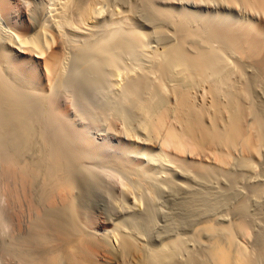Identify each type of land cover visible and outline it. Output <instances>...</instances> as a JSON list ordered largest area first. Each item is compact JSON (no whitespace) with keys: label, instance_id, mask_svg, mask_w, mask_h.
<instances>
[{"label":"bare ground","instance_id":"bare-ground-1","mask_svg":"<svg viewBox=\"0 0 264 264\" xmlns=\"http://www.w3.org/2000/svg\"><path fill=\"white\" fill-rule=\"evenodd\" d=\"M262 95L264 0H0V264H264Z\"/></svg>","mask_w":264,"mask_h":264},{"label":"rangeland","instance_id":"rangeland-1","mask_svg":"<svg viewBox=\"0 0 264 264\" xmlns=\"http://www.w3.org/2000/svg\"><path fill=\"white\" fill-rule=\"evenodd\" d=\"M140 16H141V15H140ZM140 16H139V17H140ZM141 17H142V16H141ZM141 17H140V18H141ZM142 18H143V17H142ZM141 20H142V19H141ZM143 20H144V18H143ZM148 37H149V36H148ZM148 37L146 38V39H147V42L149 41V40H148ZM154 37H156V36H154ZM154 37H153V38H154ZM149 38H150V37H149ZM151 38H152V37H151ZM151 38H150V39H151ZM159 38H161V37L159 36ZM154 39H155V41H153V40L151 41V40H150V41L147 43V45L144 46L145 48H142V47H141V48L138 49V50H139V51H138V52H139V57H138V58H136V59H134V58H130V59H127V60L125 59V60H126L125 62H126V64H127V66H128V63H129V66H130V67L128 66L129 69L131 68V65H132V64H133V67L136 66V65H139V62H140L141 58H142V60H141L140 64L143 62L145 65H146V63H147V61H148V59H146V58H150V60L148 61L149 64L147 63V65H150V63H151V62H150V61H151V57H149V56H151L150 54L153 53L152 50H156V49H158L159 47H161V46H162L161 44H163V41H164L162 38H161V39H162V42L160 41L161 39H158L157 37L154 38ZM157 40H159V41H157ZM149 43H150V44H149ZM159 44H160V45H159ZM148 45H150V46L148 47ZM156 45H157V46H156ZM146 47H147V49H146ZM144 50H145V52H144ZM138 52H137V53H138ZM146 53H147V54H146ZM140 54H141V55H140ZM141 56H142V57H141ZM146 56H147V57H146ZM139 58H140V59H139ZM132 59H133L135 62H134ZM144 59H145L146 61H144ZM136 60H137V61H136ZM129 61H130V62H129ZM132 61H133V62H132ZM145 62H146V63H145ZM135 63H136V64H135ZM143 63L141 64V66L144 65ZM127 66L125 65L126 68H127ZM134 68H135V67H134ZM137 69H139V68H137V66H136L135 71H137ZM124 70L126 71L127 69H124ZM124 70H122V71H123V73L125 74V71H124ZM131 70H134V69L131 68ZM135 71H134V72H135ZM109 76H110V78H109ZM111 76H112V75H108V77L106 76L108 80L106 79V77H105V79H104V82H105V83L103 82V84H104L103 86H106V87H103V86H102V87H103V89H104V88H106V89H104V90L102 89L101 94H100V95H102V96H101V97H102L101 99L103 100L104 103H105V100H106V101H110V102H111L110 104H112V108H113V107H116L117 105H120V107L122 108L124 104L121 105V104L123 103V102H122L123 100H119V98L122 99V98L119 96V94H118V93H119V85L117 84L116 81H114V80H115V79H114V75H113L112 77H111ZM119 78H120V79H118V80L120 81L121 78H122V76H120ZM106 80H107V81H106ZM110 81H111L112 83H111ZM106 84H107V85H106ZM116 86H117V87H116ZM110 94H111V95H110ZM108 95H109V96H108ZM117 96H119V97L117 98ZM106 97H107V98H106ZM262 97H263V95H262ZM104 99H105V100H104ZM108 99H109V100H108ZM113 99H114V100H113ZM263 99H264V97H263ZM263 99L261 98V100H263ZM61 100H62L63 102H69V101H70V99H69L68 96H66V95L62 96V97H61ZM111 100H112L113 102L115 101V102H117V103L114 102V104H115V105H114V104L112 103ZM100 101H101V100H100ZM119 101H120V103H119ZM101 102H102V101H101ZM103 102H102V103H103ZM70 103H71V102H70ZM106 104L108 105L109 102L106 103ZM125 104H126V103H125ZM108 106L111 107V105H108ZM117 107H118V110H119V106H117ZM121 108H120V109H121ZM122 109H123V108H122ZM124 109L128 110V107L126 106V108L124 107ZM73 111H74V110H72V112H71V118H73L74 122H76L75 124L79 123V122H77V121H80V123H79L80 127H81V126H83V127H84V126H87L88 123H85L86 121L83 120L84 118H81V120H80V117H77L78 119H77V118L74 119L75 116H73V115L75 114V112H73ZM72 114H73V115H72ZM75 115H76V114H75ZM80 116H81V115H80ZM107 117H108V115H107ZM107 117L105 116L106 119H104V117H103V119L101 118L102 120H100L99 123H101L102 121L104 122V120H106V123H107L108 120L113 119V116H112V115L109 116L110 118H109L108 120H107ZM82 120H83V121H82ZM85 120H86V119H85ZM118 120H119V121H118ZM118 120H116V118H115V120H114V121H116V122L118 121L117 123H119V122L121 123V124L119 123V125H117V127H116V124H117V123L114 122V121L112 120L113 123H115V124H114V125H115V126H114V127H115V131H117V132H119V131L121 132V131H122V133H124V132L128 129V127H127V125L125 124V122L122 121L123 119L119 118ZM81 122H82V123H81ZM83 123H85V125H84ZM106 123L104 122L103 124H101V126H100V125H97V126H98V129H99V126L102 127V128L105 126V127H104L105 129L102 130V131H103V132H108V130L110 129V127H108V125L110 126V124H112V123H111V121H110V124L107 123L108 125H104V124H106ZM123 123H124V124H123ZM81 124H83V125H81ZM79 125L77 124L78 127H79ZM120 125H121L122 128H121V127H118V126H120ZM97 126H93L95 129H92V128H93L92 126H91V127L88 126V128H91L94 132H100V131H101L100 129H102V128H100L99 131H98V129H96ZM106 127H107L108 129H106ZM125 127H127V129H126ZM117 128H118V129H117ZM119 129H120V130H119ZM110 130H111V129H110ZM123 130H124V131H123ZM262 152H264V149H263ZM263 154H264V153H262V155H263ZM260 157H261V158H260ZM260 157H259V159H258V160L261 159L260 162L257 163L258 160H257V162H256L258 165L255 163V165H257V166H255V168H256V170H257L258 173H257V172L255 173V172L252 171V172H249V173H246V174H245V175L249 174V175L251 176V174L254 173V175H255V174L258 175V178H255L256 176H254V177H253V180H252L253 182H252V181L250 180L251 177H249V175H248L249 178H247V176H246V177H243V174H242V176H240V178H239V182H240V184L238 183L239 186L241 185V187H239V188H241V189H238V190H242V191H241L240 193L237 191L238 186L236 187L235 190H236V192H238V194H239V196H240V199H241V197H242L243 200L245 199V201H246L247 203H249L248 205L250 206V207H249L250 209H252V210H256V209L259 210V208H261V209H263V210H262V212H263V211H264V195H263V194H264V191H263V190H264V155H263V156L260 155ZM104 166H106V167H105V168H107L106 170L103 169ZM109 166H110V165H107V164H106V165H103V166H102L103 168L99 167L100 169H99V170H96V171H100V170H101L100 174H99V173H98V174L101 175L102 177H107L106 175H108V178H107V179H109L111 176H112L113 180H114V179H117L116 177H119V178H118L119 180H122L121 178H128L129 174L126 175L127 172H126V173H123L124 171L122 170V172H121L119 169H116V171H113V170H115V168H112V167H109ZM111 168H112V169H111ZM255 168H254V170H255ZM257 168H258V169H257ZM96 169H97V168H96ZM102 169H103V170H102ZM109 169H110V170H109ZM107 170H108V172L105 173ZM118 170H119V171H118ZM256 170H255V171H256ZM259 170H260V171H259ZM102 172H103L104 174H103ZM109 172H110V173H109ZM111 172H112V174H111ZM113 173H114L115 175H114ZM250 173H251V174H250ZM109 174H110L111 176H110ZM158 174H159V173H158ZM113 175H114V176H113ZM121 175H122V176H121ZM123 175H124V176H123ZM161 175H163V174H162V173L159 174V175L156 174V176H159V177H162ZM245 175H244V176H245ZM109 176H110V177H109ZM126 176H127V177H126ZM163 176H164V175H163ZM261 176H262V177H261ZM130 177H131V179H132V176H129V179H124V181H126V180H127V181L130 180ZM240 179H241V180H240ZM255 179H256L257 181H256ZM110 180H111V178H110ZM249 180H250V181H249ZM114 181H115V180H114ZM117 181H118V180H117ZM131 181H132V180H131ZM258 181H259V182H258ZM218 183H220V181H219ZM254 183H256V184L259 183L258 185L261 184V186H260L261 188L259 187V190H261V189L263 188V189H262L263 193L260 192L259 190L253 188L254 186H256V184H254ZM215 184H216V187H217L218 184H217V183H215ZM221 184L223 185L224 183L222 182ZM253 184H254V185H253ZM250 185H251L252 187H250ZM258 185H257V187H258ZM220 186H221V185H220ZM220 186L218 187V189H220ZM184 187H186V186H184ZM184 187H183V188H184ZM216 187H215V188H216ZM247 187H248V189H247ZM183 188L181 189V190H183L182 192H183V193L185 192V194L187 195L186 192H188V191H187V190L185 191V189H183ZM249 188H250V189H249ZM252 188H253V189H252ZM186 189H188V187H187ZM221 189H222V188H221ZM235 190H234V192H235ZM250 190H255V192L258 191V193L256 194L254 191H253V192H254V193H253V192L250 191ZM182 192L179 191V194H181ZM242 192H243V193H242ZM244 192H245V193H244ZM118 193H120V192H118ZM166 193H167V195H168L169 198H173V196L170 197V193H169L168 191L165 192V195H166ZM259 193H260L261 195H260ZM115 194H116V192H115ZM163 194H164V193H163ZM185 194H183V195H185ZM235 194H236V193H235ZM238 194H237V196H238ZM255 194H256V195H255ZM258 194H259V195H258ZM112 195H113V194H111V197H112ZM167 195L165 196L166 198H167ZM116 196H117V197H116ZM143 196H145V200H146L147 195L142 194V197H143ZM159 196L162 197V194H160ZM181 196H182V194H181ZM247 196H248V197H247ZM115 197H116V199H117V198H120V199H121V200H120V199H119V200L117 199V200L115 201V202H118V204H117V203H116V204L119 205V203L122 202L123 196H122V194H119V196H118V194H117V195H115ZM112 198H113V197H112ZM112 198H111V199H112ZM140 198H141V196H140ZM148 198H149V197H148ZM148 198H147V200H148V201H147L148 207L145 206V205H146V204H145L146 201L144 200V197L141 198V200H143V201H141V200L139 199L140 202H144V205H141V206H140V204H142V203L139 202V206H140L141 209H140L139 207H138V208H139L141 211H142V210H146V208H147V210H148L149 208H152V209L154 208L155 211H159L160 209L158 210L157 208H160V207H161V210L163 209V211L160 210L161 213H160V211H159V213H158V212H157V213L155 212V215L153 214V218H155V220L157 219L155 222L158 223V224H157V223H155V222L152 220L151 223H152V224H153V222L155 223V224H154V225H155L154 227L151 226L152 224H150V221H151V220L149 221V219H148V220L146 219V218H147V217H145L146 215H143V216H142V217H144L145 219H143V220L139 219V220L142 221V223H140V225L142 224L143 227H142V226H141V227L147 229V230H144V229H143L144 231H148V233H149V232L151 233V234H149V235H148V233H147V235H145L146 237L148 236L149 240H150V239H152V240L156 239V240H154V241H157V239H158V237H159V236H158V232L160 233V231H163V229H159V230H158V228H161V227L163 228V227H164V226H163V225H164V222H166V223H165L166 225H167V223H168V221L165 220V217H166V216H165V217L163 216V213H166V212H164V210H165V207L167 206V204H168V206L166 207V210H167L168 207H169V211H167V212H168L167 215H170V216L172 215V213L170 212V211H172V204L169 203V202H171L172 200L168 198V199H167V202H168V203H167V202L165 203L164 201H166V198H164V196H163V199H162L163 201H162V200L159 201L158 199H161V198L158 197V199H156L157 202H158V204L156 205V203H155L156 200L151 199L152 201H151V200L149 201ZM182 198H184V197H182ZM237 198H239V197H237ZM114 200H115V198L113 199V203H115ZM123 200H124V199H123ZM235 200H236V195H235ZM248 200H249V202H248ZM153 201H154V203H153ZM149 202H150L151 204H150ZM113 203H112V204H113ZM152 203H153V204H152ZM159 203H160V204L162 203V204L159 205ZM164 203H165V204H164ZM149 204H150V206H149ZM154 204H155L156 206H155ZM163 204H164V205H163ZM169 204H170V206H169ZM117 205L114 204L115 207H118ZM143 206H144V207H143ZM157 206H158V207H157ZM159 206H160V207H159ZM163 206H165V207H163ZM135 209H137V208H135ZM139 209H137V211L134 210V212H138ZM154 209H153V211H154ZM117 210H118V209H117ZM149 210H150V209H149ZM153 211H152V212H153ZM259 211H261V210H259ZM144 212H145V211H144ZM169 212H170L171 214H170ZM173 212H174V211H173ZM138 213H139L138 215L140 216V218H142L140 212H138ZM141 213H143V212H141ZM263 213H264V212H263ZM136 214H137V213H136ZM145 214H146V212H145ZM161 214H162V215H161ZM156 215H157V216H156ZM165 215H166V214H165ZM154 216H156V217H154ZM170 216H169V217H166V219H167V218L169 219ZM179 216H180V215H179ZM168 219H167V220H168ZM164 220H165V221H164ZM141 221H140V222H141ZM144 221H145V223H144V225H143V222H144ZM146 221H147L149 224H146ZM161 223H162V225H161ZM166 225H165V226H166ZM155 227H156V228H155ZM164 228H165V227H164ZM148 229H149L150 231H149ZM151 230H152V231H151ZM144 233L146 234V232H144ZM152 233H153L154 235H153ZM151 235L153 236V238H150ZM159 235H160V234H159ZM156 236H157V237H156ZM155 237H156V238H155ZM151 242H153V241H151Z\"/></svg>","mask_w":264,"mask_h":264}]
</instances>
